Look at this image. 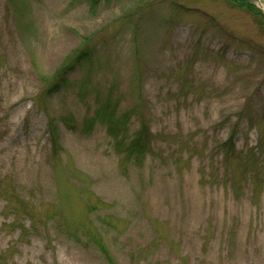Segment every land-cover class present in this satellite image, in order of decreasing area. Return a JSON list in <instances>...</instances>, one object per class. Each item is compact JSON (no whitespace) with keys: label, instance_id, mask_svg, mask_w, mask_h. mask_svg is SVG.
Here are the masks:
<instances>
[{"label":"rangeland","instance_id":"rangeland-1","mask_svg":"<svg viewBox=\"0 0 264 264\" xmlns=\"http://www.w3.org/2000/svg\"><path fill=\"white\" fill-rule=\"evenodd\" d=\"M179 2L0 0V264H109L99 233L117 264H264V27ZM82 47L93 63L50 95ZM99 98L139 115L113 134Z\"/></svg>","mask_w":264,"mask_h":264},{"label":"trees","instance_id":"trees-1","mask_svg":"<svg viewBox=\"0 0 264 264\" xmlns=\"http://www.w3.org/2000/svg\"><path fill=\"white\" fill-rule=\"evenodd\" d=\"M115 1H122V0H115ZM114 0H87L90 11L95 12L96 7L101 4V2L105 4H110L112 2H115ZM180 1V0H179ZM179 1L177 0H132V3L135 4V10L145 11L147 14H152L153 7H157L161 4H164L166 2H169L171 4V7L175 10H178L180 14L182 12L186 13L187 5L182 4L180 5ZM217 1V0H216ZM223 1L226 4H228L230 7L246 11L249 13L253 18L256 19L257 24L263 28L264 27V14H262L260 11H258L253 3L254 0H219ZM140 5V7H138ZM143 9V10H142ZM181 10V11H180ZM211 22H209L210 24ZM213 29H216V26L214 25ZM94 53L91 51L88 47H82L77 50V53H75L74 58L67 63L63 68L58 71L55 76L59 80L58 83H55L49 90L48 93L50 95H53L55 93H58L61 91L64 87V85L68 82V79L66 78L68 73L70 71H75L77 67L80 69L83 65L93 63ZM111 98H108L106 100H101L99 98V112H100V121L102 123H107L109 125L108 130L112 131L113 134L116 133V125L119 122H122L125 119H128V115H139L137 113L138 109L129 111L128 113L124 114L123 116H120V118L116 117V108L117 105H113L111 103ZM102 117V118H101ZM58 138V137H57ZM148 138H149V131L148 128L143 125L142 129L134 136L133 140L130 142L126 149L127 157L128 159L132 160L135 158L136 160H139L141 157L145 158V154L148 151ZM56 140V138H55ZM56 143V141H54ZM59 146V145H58ZM148 147V148H147ZM259 147H264V139H260ZM59 148V147H58ZM222 151L224 152L225 159H228L229 163H233V161H238V157L235 154L236 145L233 141V139L228 140L221 146ZM59 151V149H58ZM244 158H240L239 162L242 161ZM245 168L248 171V173L253 172V169L248 166L249 161H245ZM99 233V237L94 235L95 245L98 247L102 255L105 257V259L108 261L109 264H117L116 260L113 258L111 254V250L108 247V245L101 239Z\"/></svg>","mask_w":264,"mask_h":264}]
</instances>
